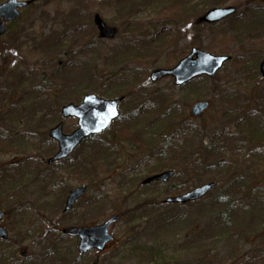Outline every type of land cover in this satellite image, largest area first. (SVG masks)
I'll list each match as a JSON object with an SVG mask.
<instances>
[{
    "label": "rangeland",
    "instance_id": "1",
    "mask_svg": "<svg viewBox=\"0 0 264 264\" xmlns=\"http://www.w3.org/2000/svg\"><path fill=\"white\" fill-rule=\"evenodd\" d=\"M79 1L81 6H85L89 10L92 16L91 23L94 14H98L108 26L118 27L117 38L102 40L96 31L94 38L98 43L96 44L98 50L84 51L82 47L77 46L73 47L70 54H67L66 51L58 54L57 50H53L51 54H49L50 51H48L49 53L42 51V47L38 46L43 44L42 39L51 37L52 34L62 36L66 28L62 24V20L56 18L53 1L40 0L37 4L38 8L24 10L18 22L12 24L7 34L0 40V44L8 42V33H18L16 44L10 46L4 44L3 49L0 50V70L7 68L4 77L0 76V83L7 80L6 77H10L13 73L12 79L9 78L7 81L17 84L22 77L20 73L31 70H34L40 79L43 76L48 78L55 71L50 73L45 66L46 63H52V61L59 63V66H62L63 63H73V68L76 63H86L95 73L103 72L102 78L106 84H104L105 87L102 85L101 90H98V95L107 100L108 96H102L101 91L115 94L118 90L115 89V84L113 85L112 81L108 80V77L119 72L121 76L129 78L131 77L130 72L133 71L139 75L143 85L145 83V88L150 93L154 91V93L157 92L156 95H159L164 92L168 95V103L172 106L174 115L179 116L177 121H187L197 127L199 131H203L207 139L220 132L224 133V131L235 134V137L238 136L240 140L243 139V136L244 140L249 139L252 131L254 136L257 135V132L262 136L264 132V80L256 73L258 70H255V66L253 69H244L243 71H240L238 66L241 65L240 62H243L242 59L245 61L246 58H249V62L255 65L257 63L258 67L259 61L264 58L263 30L252 34L257 36V38L252 36L255 40L244 39L243 42H231L228 39L224 43L223 35H227V33H223L222 30L225 27L214 29L207 27L197 37L193 31V27L197 24L194 19L183 22L185 24H169L162 19H157V12L162 6L159 2L152 3L142 0L144 4L134 13V22H140L143 28L141 27L139 33L133 36L125 32V25L119 23L117 9L119 6L113 0ZM225 3L227 6L238 4H235L239 11L235 18L239 27H244L246 22L252 21L253 17L250 12H247L246 7L252 9V6H255L263 10L262 0H225ZM62 6L67 12L72 8L73 3L65 0ZM75 8L76 11L82 10L80 7ZM226 22L220 25L229 26V21ZM161 28L174 30L178 34V41L166 51H161L157 60L148 63L144 68L135 62L126 67L120 65L117 71L105 66L103 58L107 53L119 51L128 41L139 42L140 46H145L144 43L146 46H150L154 41L153 38L156 37L155 34ZM193 47H198L214 56H231L232 61L227 63V66L216 75L215 83L218 88L214 87L213 82L206 77L196 80L184 89H175L172 86L171 78H163L156 83L149 81L151 71L172 68L182 57L180 55ZM2 58H6V62ZM47 67L50 68L49 65ZM254 76H256L255 79H250ZM46 81L51 82L50 78L44 80V82ZM48 85L45 83L46 88L48 87L45 90L51 92L52 87ZM21 86L25 87L24 82L21 83ZM74 88L78 89L77 85ZM17 89L19 87L16 86L15 91ZM24 89H19L17 95H13L16 96L14 98L10 97L11 91L4 90L0 94V99L6 103L11 100L14 105L5 108L4 111L10 110L8 111L10 117L15 121L12 128L17 130L18 137L22 140L21 142H24L21 146L23 149L15 147L11 151L0 152V168L3 165L5 168L13 166L19 168V170L14 169L13 178L5 177V183L9 181L10 184L7 188L13 187L12 192L19 191L22 197L11 202L10 199L7 201L8 194L1 193L0 209L5 208L9 211L8 217L1 223V226L8 228L11 237L10 244L0 248L3 249L2 252L10 251L17 255L20 250H26L28 259L22 261L21 264H36L38 262V264H70L73 259H77L75 264H264V258L260 262H256L252 258L260 253L264 255V166H258L259 168L256 170L258 173L255 174V177L260 186H254L250 197L244 188L237 194L238 196L233 195L235 192L232 193L235 202L229 207L232 210L238 208L240 220L234 229V234L222 233V223L216 218L226 208V205L216 204L215 191L200 202L185 207L168 205L166 207L162 204L168 196H177L205 184L206 182L203 180L206 177L199 171V168H196L194 163L188 162L176 172V177L166 185L156 184L143 187L142 182L151 176L149 172L153 168L152 164L146 163L150 153L144 147L141 149L131 144L129 138L123 133V126L119 123V126L111 128L105 136L100 138V143L110 146V150H108L111 153L103 155L98 163L95 162L93 165L87 166L86 169H80L82 162L81 158H78V153L82 152L80 148L71 156L72 159L69 163L77 159L80 161L79 166L73 168L72 171L69 167L67 168V165H57L51 169L47 167V158L54 154L57 148L48 138L47 131L50 128L46 131L43 130V135L42 131L39 133L36 130L34 123V134L32 135L33 121L29 122L32 118L30 116L37 114L36 118H39L45 114L46 121H43L38 129H42L47 124L55 127L58 121H62L65 133H70L77 128L76 121L74 119L62 120L59 110L63 105L59 103L50 112L46 105L40 108L34 106L30 108V105L26 104L27 95H22ZM112 89L116 92L111 91ZM74 93L79 99L77 100L76 97L70 102L76 104L86 95L87 91L86 93L82 91ZM57 94L60 100L64 99L66 94L71 98L75 97L71 90L61 94L58 88ZM134 95L133 100L127 102L125 107H121V113L126 116L125 118H128L133 110L143 108L147 99H150V96L147 95L143 102L142 95L135 97ZM112 96L118 97L116 94ZM136 98L138 102L135 100ZM206 100L211 101L207 113L196 121L192 120L189 117L190 107L197 101ZM23 107L27 108L29 136L23 128L25 123L23 117L25 112L21 110ZM150 109L151 115L157 111ZM38 112H40V116H38ZM2 113L4 117H9L5 116L4 112ZM9 123L10 121L6 122V124ZM142 125V127L146 126L143 123ZM175 125H178V122ZM178 128L176 126V130ZM13 139L15 140V137ZM99 142L89 143L88 147L85 146V151L96 152ZM192 142L191 147L198 148L199 140L194 139ZM207 143L205 142L204 145ZM254 145L259 144L255 142ZM8 150L10 149L8 148ZM245 151L244 161L251 158L250 151L246 149ZM224 152V160L228 161L231 151L225 150ZM100 156L98 155V157ZM26 157H29L31 161V168L22 169ZM31 158L36 162L34 163ZM248 167L246 165L245 168L237 171L242 173L243 178L248 177L247 183L244 182L247 187L250 185L248 181L252 175ZM81 184L88 187L89 193L80 200V203L70 214L64 215L61 213L64 198L69 190L77 188ZM168 191H171V195L167 193ZM174 191L178 194L174 195ZM147 197L154 198L160 204L157 210L151 209L138 215L130 213ZM18 202L20 208L17 206ZM49 211L57 215L53 217ZM236 212L234 210V213ZM124 213L126 216L111 226L110 233L113 235L114 241L109 243L103 253L93 251L80 257L77 252L78 241L60 235L61 230L66 227L97 226L114 215H124ZM46 228L49 233L45 237H41V230ZM73 249L75 251L72 254ZM235 256H243L244 259H235L236 261L234 260L235 263H233L230 258Z\"/></svg>",
    "mask_w": 264,
    "mask_h": 264
},
{
    "label": "trees",
    "instance_id": "2",
    "mask_svg": "<svg viewBox=\"0 0 264 264\" xmlns=\"http://www.w3.org/2000/svg\"><path fill=\"white\" fill-rule=\"evenodd\" d=\"M0 1L2 2L4 0ZM52 1L54 3L53 7L56 9V18L62 20V24L64 25V28H66V31L64 34H62V36L52 34L51 37L42 39L43 41H41L43 44L38 45L40 48L42 47V51H46L47 53L50 51L49 54H51L53 50H57L58 54H62L64 51L68 52L67 54H70L73 47L77 46L82 47L84 51L98 50L96 46L98 43L94 38L96 28L93 27L91 23L92 16L90 15L87 7L81 6L79 0H67L71 1L73 6L70 10L65 12L62 6L63 1L65 0ZM148 1L152 3L159 2L162 5L157 12V19H162L169 24L188 22L190 20L192 21V19L197 22L198 19L208 10H211L215 7L224 8V6H227L225 0ZM113 2L119 6L117 8L119 11L118 21L120 24L126 26L125 32L136 36L139 33L142 25L140 22H134V13L143 6L144 1L113 0ZM235 4H232L231 6L236 7ZM75 7H80L82 10L76 11ZM31 8L38 7L33 5ZM246 9L248 12H250V15L253 18L251 19L252 21L250 23L246 22L244 27L236 26V19L232 20V23L234 22L236 24L233 23L229 26L224 24L225 26L218 25L213 27V29L217 27H225L224 30H222L223 33H227V35H223L224 43H226L228 39H230L231 42H243L244 39L255 40L254 38H257V36L252 34L258 32L259 30H263L262 36L264 41V8L261 10L258 7L252 9L246 7ZM205 28H207V26L199 25L197 22L196 26L193 27V31L196 33L195 36L199 37L201 35V31H203ZM171 30L168 28H161L160 31L155 34L156 37L153 38L154 41L150 46H146V43L143 44L145 46H140L139 42L137 43L134 41H128V43H125L124 47H122L119 51L106 54V56L103 58L104 64H106L105 66H109V68L114 71H117L120 65H122V67H126L132 62L140 64V67L142 68L146 67L148 63L154 62L159 58L161 51L164 52L177 43L178 34H176L174 30ZM252 36H254V38H252ZM17 40L18 33H8V42H1L0 50L3 49L4 44H9L10 46L12 44H16L18 42ZM2 60L6 62V58H2ZM242 60L243 62H240L241 65L238 66L240 71H243L244 69H253V66H255L256 69V65L252 62H249V58H246L245 61L244 59ZM47 65H49L50 68H48ZM45 67L50 73H52L53 70L55 71L50 77H48L50 78L51 82H44V80L48 79L46 76H43L42 79H40L38 74L35 73L34 70H31L23 71L24 74L20 73L22 77L16 84L15 82L12 83V81H7L9 78L12 79L13 73H11L10 77H6L7 80L5 79L0 83V94H2L4 90H7L8 92L11 91L10 97L14 98L16 96L13 95H17L19 89L21 90L25 88V91L22 93V95H27L26 97L28 100L26 101V104L30 105V108H32V106L40 108L43 105H46L50 112L54 106H58V101L60 100L57 94L58 88L61 94H65V91L71 90V92H73L75 95V97L71 98L68 94H66L64 96L63 102L65 103L72 101L76 97L77 100L79 99L77 94L74 93L75 91H82L84 93L87 91V93L91 92L97 94L99 93L98 90H101L103 86L105 87L104 84H106V82L103 81L104 78H102L103 72L98 71L95 73L93 70H90L91 67L86 63H76L73 68V63H63L62 66H59V63L57 64L52 61V63H46ZM6 69V67L1 68L0 76L4 77L3 75H5L4 73L6 72ZM130 73L131 77L129 78L121 76V73L119 72L108 77V80L112 81L113 85L115 84V89H118L116 90L117 92L113 89L111 91L116 92L115 94L118 95V97L122 95L125 96L122 107H125L127 102L133 100V95L135 92L137 95H134V97L142 95V101L145 99L144 97L147 95L146 93H150L145 88V83L143 85L139 75L135 74L133 71ZM33 75L34 77L32 78ZM255 77L256 76H254V78ZM22 82H24L25 87L21 86ZM212 82L213 86L218 88L215 80ZM45 83L52 87L50 89L51 92L45 90L48 88H46ZM75 85H77L78 89L74 88ZM16 86L19 87L17 91H15ZM110 86L112 87V85ZM101 92L102 96H108L109 98H113L114 96L112 95H115L111 94L110 92L108 94L105 91ZM152 93H150V95H152L151 100L147 102L143 101L145 102L143 108L138 109L137 111L135 110L134 114L142 115L145 113L147 116H149L148 118H151L149 109H146L147 106L159 108L155 119L152 120V122L155 120V123L153 122L154 124L152 123V125L146 128H137V124L128 122L125 123L126 127L123 126V133L128 135L131 141L133 140L137 145H139V148L143 149L144 147V149L150 153V157L147 159L146 163L152 164L153 168L149 172V175H155V173L166 170H174L177 172L178 170H181V167L185 166L188 162L194 163L196 168H199V171H201V173L206 177L205 180H203L204 182H214L217 185L214 194L217 196L216 204L219 206L226 205V208H224L216 218L217 221L220 220L222 223V233L225 232L234 234V229L238 226L240 218L238 216V208H234V210L237 211L234 213V210H232V208L229 206H232L235 202L233 195L239 194L240 191L242 192L243 188L244 190L246 189L245 192L250 197L254 190V186H260L256 181L255 174L258 173L256 172V170L259 168L258 166H264V132L262 133V136L259 133L254 136L252 131L250 134L251 137L249 139L246 138L245 140L244 136L242 137L243 139L240 140L238 136L235 137V134L230 132H220L218 135H215L211 138L209 137L207 139L203 131H199L197 127L186 123V121H180L181 125H179V128L174 131V127L176 126L175 122H177L176 120H178V118L177 115H174L171 105L168 103V95L162 92L160 94L163 96V98L160 99V94L156 95L155 93L157 92L154 93V91ZM15 104L18 105V103ZM10 106H14L11 100L7 101L6 103V101L0 99V151L2 148L11 149L12 147L11 142L7 139V137L11 134L12 128L10 127V124H6V121H11V118L4 117L2 113L4 112L5 116H10V113L8 112L10 110L4 111L5 108H9ZM21 110L27 112V108L25 107L21 108ZM36 115L37 114H33L30 117H32L31 119L34 118L33 122L35 123L36 130H38L39 133H41V131L43 133V130L46 131L51 126H48L47 124L45 126L43 125L44 127L42 129H38L37 125H40L43 121H46V117L45 114L41 115L40 112H38V116L41 115L39 118H36ZM31 133L33 135L34 131L31 130ZM234 138L237 139L234 140ZM194 139H198L200 142L198 148L191 147L193 144L192 141ZM205 139H207L205 142L208 143L204 145ZM95 140L98 141L99 139H89L87 142L81 145L82 152L78 153V158H81L80 161H82L81 163L78 161V159L71 163H68L70 161L67 160L63 163V165H67V168L69 167L70 171H72L73 168H77L79 166V163L80 169H86V167L90 164L93 165L95 162L98 163L103 155L108 152V150L103 147H98L97 150L99 151L95 150L96 152H88L89 150L85 151V146L88 147V144ZM255 142L259 145L255 146ZM245 149L250 151L249 155L251 158L244 161L243 154L246 153ZM225 150L231 151L228 161L224 160ZM98 155L101 156L98 157ZM222 157L223 159H221ZM152 160H154V162H151ZM246 165L249 166L248 168L252 174L250 180L248 181V184H250L249 187L244 184L245 181L247 183L248 177L243 178L244 176L242 173L237 172L238 170L245 168ZM244 172L245 171L243 170V173ZM12 191L13 189H8L6 191L8 192L7 194L9 197L13 195ZM233 192H235V194L232 195ZM167 193L171 195V191H168ZM176 194H178V192L174 191V195ZM20 196V193H18V196H15V200L20 199ZM17 206L20 208L19 202L17 203ZM159 206L160 204L154 198L147 197L143 203L136 205L130 213H134L133 215H138L141 212L146 213V211L151 209L157 210V207ZM96 207L99 208V206ZM51 211H49V214L55 217L57 214L54 215ZM122 216H126V213H124ZM47 233H49L47 228L41 230L40 236ZM10 242L11 241H6V243L0 242V248L10 244ZM2 250L3 249H0V264L22 263V260L18 259L14 253L12 254L10 251L2 252ZM252 258H254L256 262H260L263 260L264 255L263 253H260ZM235 259L243 260L244 257L235 256L230 258V260H233V263H235Z\"/></svg>",
    "mask_w": 264,
    "mask_h": 264
},
{
    "label": "water",
    "instance_id": "3",
    "mask_svg": "<svg viewBox=\"0 0 264 264\" xmlns=\"http://www.w3.org/2000/svg\"><path fill=\"white\" fill-rule=\"evenodd\" d=\"M39 0H9L0 5V37L6 33L5 23L18 20L19 9L27 7L29 4L37 3ZM234 10L231 8L213 9L200 19V22L208 24H214L221 22L224 18L234 14ZM4 21V22H3ZM95 24L99 29L100 37L102 38H114L116 31L108 26L104 25L99 16L95 17ZM195 57V58H194ZM229 57H213L210 54L203 53L197 50H193L191 55L183 61H181L176 68L172 70H158L151 74L150 79L152 81L161 80L163 77L175 78V84L178 86L184 85V83L193 80L198 76L215 77L216 72L220 70L229 60ZM260 71L264 76V60L261 62ZM119 101H104L94 95H87L80 105H67L61 110L63 118H75L78 119V128L72 134L64 135L62 124H58L54 129L49 132V137L58 143V152L49 160V165L61 161L67 158L77 146L90 136L99 135L110 129L112 122L119 118L118 106ZM208 103L196 104L192 109V115L194 117L200 115L206 110ZM174 173L167 171L149 178L145 183H153L155 181L166 183L171 179ZM216 185L210 183L194 189L187 194L180 195L178 197H169L165 204H188L189 202H197L204 198L215 188ZM86 187L81 186L79 189L72 190L69 193V197L66 200L64 212H70L72 207L77 201L85 194ZM4 216L0 215V219ZM119 218L114 217L104 223L101 226L88 228H70L64 230L62 233L67 236L78 238L79 246L78 250L80 254L86 253L93 249L103 250L105 243L112 240V237L107 233L108 228L114 224ZM6 229L0 228V239L6 240ZM25 256V254H23Z\"/></svg>",
    "mask_w": 264,
    "mask_h": 264
}]
</instances>
